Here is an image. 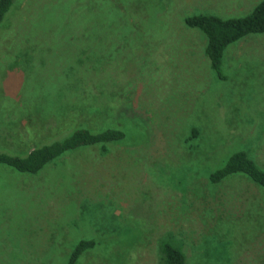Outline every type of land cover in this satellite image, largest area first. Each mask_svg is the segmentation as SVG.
<instances>
[{"label":"rangeland","instance_id":"374dc122","mask_svg":"<svg viewBox=\"0 0 264 264\" xmlns=\"http://www.w3.org/2000/svg\"><path fill=\"white\" fill-rule=\"evenodd\" d=\"M114 1L132 19L124 18L130 31L107 72L64 67L78 41L74 13L110 9V0H19L0 36L1 152L24 156L44 144V115L66 120L61 94L74 124L80 117L96 131L126 134L36 176L0 165V264H67L84 241L96 245L78 264H162L165 242L187 264H264V188L243 175L209 181L240 151L264 170V34L228 47L220 79L205 35L185 25L201 14L246 17L264 0ZM65 3L73 10L53 19ZM35 25L40 37L32 40ZM25 49L49 68L12 70ZM18 121L23 131L32 121V136L17 134Z\"/></svg>","mask_w":264,"mask_h":264},{"label":"trees","instance_id":"16d2710c","mask_svg":"<svg viewBox=\"0 0 264 264\" xmlns=\"http://www.w3.org/2000/svg\"><path fill=\"white\" fill-rule=\"evenodd\" d=\"M18 1L0 0V36L5 31V26L12 20ZM110 2L113 6L110 9L100 10V6H95V9H92V7L90 10H77L74 13L73 24L75 26L72 34L78 41L73 45L72 51L68 53L71 54V57L65 63V72H107V66L110 62H114L111 56L114 55L113 57H116L118 52L112 53V49L118 47V42L122 40L123 34L124 36L129 34L130 27L128 24L125 26L126 20L124 18H127L128 21L132 19L129 17V14L132 12H122L114 0H110ZM71 10H73L71 3H65L56 12L52 13V15H55L53 19H59L61 15L64 16L65 12ZM47 14L46 20L49 18L51 12H47ZM46 20L42 21L40 26L44 27L43 24L46 23L48 25L46 27H49L51 30L53 25L49 20L47 22ZM185 25L189 29L199 30L205 35L207 40L205 52L211 69L220 79H225L222 74V64L228 47L245 39L249 35L264 34V1L257 5L253 12L246 17L224 19L216 15L201 14L187 18ZM38 30V26L35 25V28L32 29V40L40 37L39 33H37ZM82 37L88 38L86 40H89V43L88 41H79L84 39ZM60 45H62V41ZM19 52H22V59L24 60L16 66H12V70L19 68L20 71L23 70L24 72H33L34 70V72H45L46 68H49L47 61L44 62L42 58H35L28 49L19 50ZM112 66L115 67L114 64ZM90 67L91 69H89ZM47 96L48 93L44 94L46 101L49 100ZM59 101H61L62 105H59ZM56 104L61 106L60 109H64L66 120L55 124L48 122L50 118H46L44 115V121L40 120L41 125L39 126V130L49 137L45 143L24 156L11 155L0 151V165L10 167L20 174L36 176L47 166L69 153L81 149L105 147L110 144L120 143L126 137L125 132L120 129L105 127L96 131L90 125L79 124L80 117L77 119V124H74V120L69 119L76 114H73L69 111L70 108L66 107H70L68 105V97L62 94ZM31 111L34 115H38L37 113L42 110L38 111L33 107ZM99 114L101 115V113ZM27 117L29 118V116ZM35 117L38 118L37 116ZM18 118L21 119V117ZM19 122L16 123V126ZM26 123L29 124L26 131H23L24 127L22 124L16 127L18 135L21 134L18 132L19 129L24 132H22L23 135L32 136V134H28L33 133L30 128L32 121H27ZM35 123L37 126L39 125L34 118L33 124ZM193 132L196 134V130ZM238 175L246 176L251 182L264 188V170L255 163L254 159L247 152L243 151L233 154L224 167L210 176L209 181L211 184H219L227 178ZM95 245L96 243L93 241L81 242L71 254L67 264H78L81 256L86 251L94 249ZM160 253L162 264H187V258L183 250L169 242L160 245Z\"/></svg>","mask_w":264,"mask_h":264}]
</instances>
